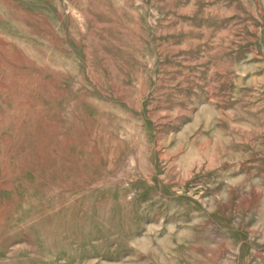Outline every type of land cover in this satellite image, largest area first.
Returning a JSON list of instances; mask_svg holds the SVG:
<instances>
[{
  "label": "rangeland",
  "instance_id": "obj_1",
  "mask_svg": "<svg viewBox=\"0 0 264 264\" xmlns=\"http://www.w3.org/2000/svg\"><path fill=\"white\" fill-rule=\"evenodd\" d=\"M0 264H264V0H0Z\"/></svg>",
  "mask_w": 264,
  "mask_h": 264
}]
</instances>
